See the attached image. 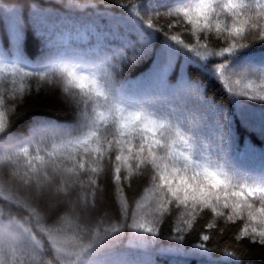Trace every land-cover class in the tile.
I'll return each instance as SVG.
<instances>
[{
	"label": "trees",
	"instance_id": "trees-1",
	"mask_svg": "<svg viewBox=\"0 0 264 264\" xmlns=\"http://www.w3.org/2000/svg\"><path fill=\"white\" fill-rule=\"evenodd\" d=\"M212 2L0 0V264H264L260 194H232L264 187V0ZM205 169L227 190L182 205Z\"/></svg>",
	"mask_w": 264,
	"mask_h": 264
},
{
	"label": "snow or ice",
	"instance_id": "snow-or-ice-1",
	"mask_svg": "<svg viewBox=\"0 0 264 264\" xmlns=\"http://www.w3.org/2000/svg\"><path fill=\"white\" fill-rule=\"evenodd\" d=\"M196 12L198 15L203 16L205 20V27H210L209 23V14L214 13L216 9L213 7V2L212 0H201V3L195 6ZM223 8L228 9L229 12L233 15V17L237 16L238 12L240 9L245 8V5L243 4H237L236 0H227V3L223 5ZM264 10V8H262ZM177 11H181V9H177ZM184 14L188 15V10L183 9ZM255 27V25H253ZM241 29L240 28H235V32L237 35L241 34ZM261 37H264V33H261ZM174 39V38H173ZM199 55H201L199 52H197ZM70 79V82H75L76 87L80 89H85L86 87H89V85L85 84V81L88 80V77L86 76H76L73 72L68 73ZM261 99H264V97H261ZM101 115H103L101 113ZM121 120H124V117L121 116ZM131 120V126L133 130L140 128L143 126V131L148 132V133H154V131H158L159 129H163L164 125L159 124L156 125L155 122H148L146 123L144 120L141 119V116L139 113L135 114L133 117L130 118ZM129 127V123H124L123 128L127 129ZM5 128V123H4V118H3V113H0V130H3ZM94 135V134H93ZM85 146L87 145V138L84 140ZM155 144L157 146L165 147L167 148V144H163L161 139H152L148 138V146L151 148V146ZM141 151H143V145L140 146ZM178 154L180 156L184 157L185 160V165H184V171L185 173L187 172V162L190 160V157H188L185 153L180 152L179 150ZM117 161L121 160V156H116L115 158ZM117 171H119V168H117ZM174 172H179L181 171L180 168H174ZM165 179H167L165 177ZM191 180L194 181L195 183H190L189 180L187 179H181L180 184L183 185V199L178 195V192L180 191L179 188L172 189L170 188L169 190L171 191V194L173 197L176 198L182 205H186L189 199L199 206L200 204H203L205 206H211L209 203V197H215L216 200H219L220 197L216 193L215 190L219 191H226L227 190V185L225 184L224 181L220 180L216 172H209L207 169H205V175L204 179H199L196 175H192ZM207 181V182H205ZM241 191L239 192H234L232 193L234 196H239V197H244L247 199V197L252 196L254 193H259L260 195L257 197L262 205H264V187H256V188H249L247 189V193L245 192V185H241ZM207 189V191H205ZM225 207H228L227 204H225ZM249 208L252 207L251 204L248 205ZM260 212L264 213V206L260 208ZM228 219L231 220L232 216L229 215ZM148 231H152V229H148ZM248 230L245 229V232ZM252 235H256V230H252ZM260 240L259 242L264 244V230L260 231L258 233ZM209 237L207 235L203 236V240L207 241Z\"/></svg>",
	"mask_w": 264,
	"mask_h": 264
},
{
	"label": "rangeland",
	"instance_id": "rangeland-1",
	"mask_svg": "<svg viewBox=\"0 0 264 264\" xmlns=\"http://www.w3.org/2000/svg\"><path fill=\"white\" fill-rule=\"evenodd\" d=\"M88 27H91V25H89ZM86 28H87L86 25L77 24L75 27L68 28L67 30H65L62 37L64 38L65 41H67L71 35H73L74 37H78V36L85 37Z\"/></svg>",
	"mask_w": 264,
	"mask_h": 264
}]
</instances>
